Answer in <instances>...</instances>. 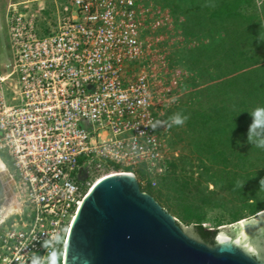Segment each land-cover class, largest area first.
Returning <instances> with one entry per match:
<instances>
[{"label": "built area", "instance_id": "2783aa9c", "mask_svg": "<svg viewBox=\"0 0 264 264\" xmlns=\"http://www.w3.org/2000/svg\"><path fill=\"white\" fill-rule=\"evenodd\" d=\"M57 1L10 0L5 13L13 62L0 67V153L12 168L0 160L14 194L0 206V264H30L54 234L65 264L98 181L133 175L144 191L167 168L152 125L184 86L161 69L170 14L140 0Z\"/></svg>", "mask_w": 264, "mask_h": 264}, {"label": "rangeland", "instance_id": "374dc122", "mask_svg": "<svg viewBox=\"0 0 264 264\" xmlns=\"http://www.w3.org/2000/svg\"><path fill=\"white\" fill-rule=\"evenodd\" d=\"M64 1L58 0L57 3L63 5ZM140 1L158 5L164 9L165 13L170 14L171 26L168 31L163 30L166 38L161 47L167 61L165 67L161 66V69L164 70L163 74L166 72L169 77L177 72L184 82L183 90L179 93V97L176 101L168 102L159 117L161 136L165 145L166 171L158 179L156 187L152 188L148 182V186L144 191L157 197L156 201L176 219L177 224L187 236L198 242H203L196 232L195 221H187L185 219V214L182 212L183 207L186 205L193 208L197 214L203 216L205 220L204 227L214 230L217 218H222L223 220L222 224L224 225L221 227L231 226L228 224L229 217L227 214L234 211L236 207H240L241 203L222 186L217 188L206 180L201 185L196 183L201 177V164L204 161L197 148L201 134L204 131L206 133L207 130H201L203 129V124L200 120L196 130L189 128L188 118L190 115L186 106L190 103L189 98L191 95L200 90L203 97L201 95L200 99L191 105L193 110L204 116H213L215 112L219 114L216 122L209 123V128L216 132V136L220 137L218 139H220L222 144L227 145L232 168L235 165V172L241 179H245L242 180V183L255 193L257 192L259 197L264 198V190L260 189L259 184L260 179L264 178V148L256 147L255 144L248 142L247 132L249 125L246 126L245 134L235 135L232 126L228 125L224 129L221 124H216L221 119V121H229L233 125V114L231 112L236 111L235 108L240 107L242 103L241 91L238 90V87H230L226 82L228 79L235 78L238 80V76H242L241 80H243L245 71L246 73L250 71L258 72L253 77L247 74V80H252L258 76L264 78V46L258 45V49L253 48L254 45L242 47L248 48L246 51L256 52L257 60L262 56L263 59L259 64H231L228 61H223V64H219V61L217 64V59L214 58L212 60V56L207 57L209 64H192L191 52L193 53V51L202 47H212L218 41V34L215 30H213L214 33L198 32L197 34H189L188 26L193 23L192 20L190 21L189 16L183 9L177 14L171 9L172 5L178 0ZM9 2L10 0H0V67L4 70L8 62H13L5 21V13ZM46 5L49 8H54L55 6L54 1H48ZM247 10L254 13L264 22V0H251V5L247 7ZM257 35L258 38L264 37V34L259 32ZM250 55L246 54L245 56L248 57ZM242 61L246 62L245 59ZM154 65H158L157 61H155ZM159 70L160 67L158 68ZM223 76L229 77L225 78ZM249 77L251 78L249 79ZM180 106H182V111L178 109ZM184 111L187 112L183 114ZM176 113L186 116L187 120L183 125L168 127L169 117ZM227 129L230 132H227ZM240 155L245 159L244 163H242ZM0 156L7 166L12 168L10 162L7 161L6 154L0 153ZM190 177L193 178V181H190L188 189L180 188V183L184 184ZM164 178L166 179L163 180ZM260 214L259 217L263 216L264 211ZM256 218H246L240 222Z\"/></svg>", "mask_w": 264, "mask_h": 264}, {"label": "water", "instance_id": "95a60500", "mask_svg": "<svg viewBox=\"0 0 264 264\" xmlns=\"http://www.w3.org/2000/svg\"><path fill=\"white\" fill-rule=\"evenodd\" d=\"M0 179L11 203L7 173ZM91 191L72 224L65 264H264V215L221 227L209 245L187 236L136 176H111Z\"/></svg>", "mask_w": 264, "mask_h": 264}, {"label": "trees", "instance_id": "16d2710c", "mask_svg": "<svg viewBox=\"0 0 264 264\" xmlns=\"http://www.w3.org/2000/svg\"><path fill=\"white\" fill-rule=\"evenodd\" d=\"M211 5H214V7ZM250 5L251 0H178L172 5L171 9L175 14L183 9L189 16L190 21L192 20L193 23L188 26L189 34H197L198 32L214 33L213 30L218 34V41L214 46L202 47L193 51V53L191 52L192 64H209L207 62V57L209 56H212V60L214 58L217 59V64L219 61V64H223V61H228L231 64H259L262 61V56L257 60L256 52L253 53L252 51H246L248 48H242L254 45L253 48L258 49V45L264 46V40H260L257 35L258 32L264 34V22L254 13L248 12L247 7ZM246 54L251 55L246 57ZM243 59L246 62L242 61ZM247 74L253 77L258 72L250 71L246 73L245 71L243 80H241L242 76H238V80L230 78L226 81L230 87H238V90L242 93L241 106L236 107V111L231 112L233 114V125L229 121H221V119L216 123L217 125L221 124L224 129L228 125L232 126L235 135L246 133V126L252 122L249 112L257 107H264V78L258 76L252 80H247ZM223 77L228 78L229 76ZM201 95L203 97L200 90L194 92L189 98V106H186L190 115L188 118L189 128L196 130L200 120L203 124V129L201 130H207L206 133L204 131L201 134L197 148L204 161L201 164V177L196 183L201 185L206 180L217 188L222 186L241 203L240 207H236L234 211L227 214L229 217L228 224L232 225L246 218H255L264 211V198L259 197L257 192L255 193L242 183V180L245 179H241L235 172V165L232 168L227 145L222 144L220 139H218L220 137L216 136V132L209 128V123L216 122L219 114L215 112L213 116H204L193 110L191 105L197 102ZM178 109L182 111V106ZM185 112L187 111H184L183 114ZM159 131L162 132L161 129ZM226 131L230 132L229 129ZM239 157L244 163L245 159L241 155ZM141 176L145 178V173L142 171ZM190 181H193V178L190 177L184 184L180 183V188L188 189ZM237 181L243 186L237 187ZM257 190L259 191L258 188ZM150 195L157 200L155 195ZM4 200L5 190L0 179V206ZM182 212L185 214L184 217L187 221H195L196 232L203 242L209 245L215 244L219 227L224 225L222 224V218L216 219L215 229L211 230L204 227L205 220L203 216L197 214L193 208L185 205ZM60 255L59 264L62 261V254Z\"/></svg>", "mask_w": 264, "mask_h": 264}, {"label": "clouds", "instance_id": "9594fccd", "mask_svg": "<svg viewBox=\"0 0 264 264\" xmlns=\"http://www.w3.org/2000/svg\"><path fill=\"white\" fill-rule=\"evenodd\" d=\"M214 7V5H211ZM264 40V37L259 38ZM252 122L249 125L247 132V140L250 144H255L256 147L264 148V107H257L249 112ZM187 120L186 116H181L179 113L174 114L169 117L167 122L168 127L173 125H183ZM160 121H157L152 125L153 129L160 124ZM260 189L264 190V178H261L259 181ZM243 185L237 181V187H242ZM62 241V237L59 234H54L50 241H47L43 244V247L47 249L46 255H33L31 258L30 264H59L61 255L60 252L54 247L55 244H59ZM52 248L51 251L48 249Z\"/></svg>", "mask_w": 264, "mask_h": 264}, {"label": "bare ground", "instance_id": "6f19581e", "mask_svg": "<svg viewBox=\"0 0 264 264\" xmlns=\"http://www.w3.org/2000/svg\"><path fill=\"white\" fill-rule=\"evenodd\" d=\"M0 172H3V173H6V169H5V166H4V163L0 160ZM100 181H98L94 186L93 188L99 183ZM93 188L91 190H93ZM90 190V192H92Z\"/></svg>", "mask_w": 264, "mask_h": 264}]
</instances>
